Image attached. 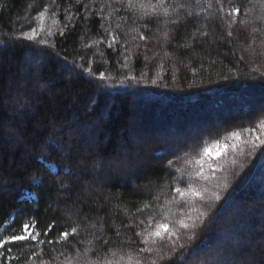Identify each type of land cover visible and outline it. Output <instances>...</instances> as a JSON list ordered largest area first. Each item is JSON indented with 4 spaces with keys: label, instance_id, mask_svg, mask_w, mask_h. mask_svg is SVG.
Segmentation results:
<instances>
[{
    "label": "trees",
    "instance_id": "1",
    "mask_svg": "<svg viewBox=\"0 0 264 264\" xmlns=\"http://www.w3.org/2000/svg\"><path fill=\"white\" fill-rule=\"evenodd\" d=\"M168 2L171 15L144 19L117 0H0V241L23 234L24 223L34 224L44 241L6 244L0 264H68L81 253L95 258L100 238L112 249L143 247L139 220L161 219V209H170L173 222L199 215L195 209L208 216L194 240L180 230L183 249L165 243L160 256L144 253V264H264V146L229 149L213 169L204 166V178L195 165L205 145L232 131H241L242 139L249 135L244 128L258 134L264 102L221 115L176 151L154 139L150 149L157 153L142 167L133 150L119 159L123 145L133 149L128 134L136 103L234 109L239 98L264 93V0H233L225 14L220 0ZM32 28L36 41L24 36ZM113 34L117 42L109 48ZM102 71L112 78L101 81ZM174 114H164L167 129L176 126ZM91 129L98 137L88 148ZM129 166L136 169L125 179L119 174ZM189 185L207 189L206 196L219 192L221 199L185 204L175 188ZM173 197L179 203L166 204ZM145 203L153 208L137 212ZM73 226L74 238L57 241ZM216 237L209 253L195 257Z\"/></svg>",
    "mask_w": 264,
    "mask_h": 264
},
{
    "label": "snow or ice",
    "instance_id": "2",
    "mask_svg": "<svg viewBox=\"0 0 264 264\" xmlns=\"http://www.w3.org/2000/svg\"><path fill=\"white\" fill-rule=\"evenodd\" d=\"M79 3V0H77ZM117 3H121L124 5L128 10L133 12L140 11L141 15L144 19H148L150 17H159L164 16L167 17L171 15V7L172 5L169 4L168 0H155V3L152 0H117ZM138 5V8H137ZM179 7H184V5H179ZM211 7V4L208 5ZM222 7V5H221ZM232 11L238 16L240 14V8L236 7ZM231 15V12L229 13ZM41 21L44 17V12L39 13ZM242 23H247L243 21ZM147 27V25H145ZM40 30L44 31L43 24L40 25ZM256 29H253L255 32ZM51 32H49V35ZM37 30L36 28H32L30 32H25L24 36L30 41L37 40ZM229 36L232 35L231 32L228 33ZM167 38V36H165ZM140 39H146V37L142 36ZM116 36L113 34L112 40L109 42V48H112L116 44ZM39 43L46 44V40H40ZM95 43V41H94ZM91 47V45H88ZM104 54L101 52L100 56L102 57ZM87 71L91 73V68H88ZM264 75V73H262ZM101 81L109 80L112 77L106 75L103 71L99 73L98 77ZM135 79V77H132ZM244 133L249 134L247 139H242L241 131H232L228 133L224 138L220 140H216L211 145H205L203 147V151L200 154L199 158L195 160L196 167V175L202 178L205 177V168L204 166L207 165L208 169H213L214 159L218 160L220 156L225 155L229 149L232 151H237L241 149V145H251V149L254 152L255 150L259 149L261 146H264V121H261L259 124V133H257V129L255 128H244ZM230 141L231 143H227ZM191 162V161H190ZM171 163V162H170ZM235 164V160H233ZM53 168L56 165H52ZM34 179L43 180V177H37ZM228 184L227 182L223 185V188L227 189ZM175 192L179 195L181 200L184 201L185 204H188L189 201L194 199H199L200 201H208L214 200L219 201L221 199V195L219 192H212L210 196H206L205 193L208 192L207 189H197L189 185L187 188L176 187ZM169 203H179L175 197L172 198L171 201H166V204ZM159 207V206H157ZM153 208L152 204L145 203L143 207H138L137 212L143 213L145 210H151ZM199 215L193 217L190 214L185 215L182 214V218L172 221L170 220V209H161L160 216L161 219H156L155 216L149 215L146 219H140L139 225L142 226V230L137 232L136 235L139 236L140 244L143 247H139L137 245L136 248L133 249L131 244L127 246H120L117 249H112L109 244V240L100 238L99 241V248L95 250L94 256L95 258H90L87 254L81 253L78 257H75L73 260H69L68 264H144L143 254L144 253H156L157 256L162 254V248L165 243L170 246V249H183L185 247L184 243H178L181 240V229L186 230L187 240L190 242L196 238V230L199 227H202L204 224V219L207 218L208 213L206 211H200L199 209H195ZM147 221V222H146ZM155 221V222H154ZM94 227V225H93ZM23 234L20 235H12L3 241H0V248H3L6 244L10 242H17V241H25V240H33L38 241L39 243H43L44 241L38 240L40 236L39 232H35V225L33 224L30 228V225L24 223L22 225ZM51 231V229H46L45 235ZM78 228L73 226L71 230H62L57 238L59 242H68L69 237L72 236L73 238L77 235ZM57 241L49 240L48 243H56ZM69 248L72 247L71 243H67ZM107 249V250H105ZM167 259L171 260L170 256L166 257ZM151 264H157L156 260H152ZM173 264L175 262L173 261Z\"/></svg>",
    "mask_w": 264,
    "mask_h": 264
},
{
    "label": "rangeland",
    "instance_id": "3",
    "mask_svg": "<svg viewBox=\"0 0 264 264\" xmlns=\"http://www.w3.org/2000/svg\"><path fill=\"white\" fill-rule=\"evenodd\" d=\"M220 7L219 10L222 13H226L228 10L227 3H231L233 0H220ZM222 5V7H221ZM221 8V9H220ZM217 7L212 8L214 12V16H219L220 13L215 12ZM217 11V10H216ZM218 19V18H216ZM245 98V97H244ZM240 99V106L237 108H231L228 105H212L210 108L207 106L204 110H201L200 105L201 103L196 104H166L161 102H156L153 106H146L143 102L136 103L134 105L135 114L132 118L133 127L129 131V137L131 139L132 148H127L123 145L120 150V160H126L130 157L131 151L133 150L136 155L134 161L137 163L136 167H142L145 164H148L151 159V155H155L150 146L155 148L156 143H154V139L156 141L161 140L162 144L164 145L165 151L172 152L176 151L181 144H189V140L198 135L201 132L208 130L209 125L218 122L217 120L220 118L221 115H227L229 111L237 112L241 111L242 108L245 107V102H249L252 104V108L262 107V103L264 102V93H260L259 96L256 94H251L248 101L242 98ZM242 100V101H241ZM168 110H173L175 112L173 116V120L176 122V126L170 129H167V123L165 120V112ZM202 111V112H200ZM182 112V116L181 115ZM177 121L181 122L178 123ZM135 125V126H134ZM98 132L93 131L92 129L89 130L87 135L85 136L86 145L89 147L96 145L97 143ZM211 145V144H210ZM142 152H141V151ZM153 152V153H152ZM136 167L133 169L135 171ZM133 168V167H132ZM130 166L126 167L121 171L119 174L123 176V178L127 179L129 174L132 172L134 173ZM55 172V169L53 170ZM30 196V195H29ZM35 197L34 195H31ZM227 215L223 216V224L226 223L225 219H227ZM221 227V226H220ZM209 242H211L209 245ZM206 242L205 247L202 248L201 251L195 253V257L200 256L201 254L208 252L211 250L212 245L217 242V237L213 239V241ZM216 245V244H215ZM161 259V257H159ZM194 257H192L193 259ZM167 259V258H166ZM151 261L149 264H151ZM161 261L164 262L163 258Z\"/></svg>",
    "mask_w": 264,
    "mask_h": 264
}]
</instances>
